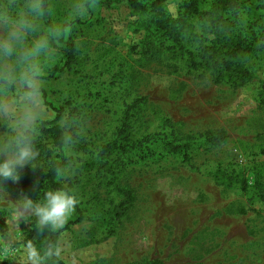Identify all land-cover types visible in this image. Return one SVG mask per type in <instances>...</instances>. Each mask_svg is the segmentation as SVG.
Segmentation results:
<instances>
[{
	"label": "rangeland",
	"instance_id": "rangeland-1",
	"mask_svg": "<svg viewBox=\"0 0 264 264\" xmlns=\"http://www.w3.org/2000/svg\"><path fill=\"white\" fill-rule=\"evenodd\" d=\"M190 1L135 12L126 0H47L49 27L40 0H0V39L7 40L0 44V143L19 122L34 145L50 147L39 129L55 113L40 93L29 99L33 72L45 101L63 108L56 124L65 145L53 155L64 157L65 175L56 180L83 216L57 238L64 264H264V0H234L227 11L219 0H197L208 17L191 16ZM159 18H184L176 31L196 62L216 38L229 45L239 37L249 50L236 61L248 80L238 87L226 74L216 83L210 70L190 69L157 29ZM59 39L75 47L69 68ZM136 100L119 136L124 109ZM212 131L227 140L206 142ZM187 136L194 140L185 151H169L165 141ZM42 169L33 163L21 174L39 180ZM119 191L133 200L120 217ZM16 203L0 189V264H27L29 244L45 251L27 240L35 217L17 223Z\"/></svg>",
	"mask_w": 264,
	"mask_h": 264
},
{
	"label": "trees",
	"instance_id": "trees-1",
	"mask_svg": "<svg viewBox=\"0 0 264 264\" xmlns=\"http://www.w3.org/2000/svg\"><path fill=\"white\" fill-rule=\"evenodd\" d=\"M130 9L135 12H146V11H159L161 10L162 5L167 0H154L149 4H143L137 0H126ZM186 7L189 9L188 13L191 16H210V13H201L197 8V0L190 1L186 4ZM217 8L221 10L235 9L234 0H219ZM235 7V8H234ZM40 9L42 12L43 19L45 23L50 27L49 19V10L47 0H40ZM181 23L180 28L185 24L184 18L177 19L172 21L170 19L159 18L156 21L157 29L164 32L168 36L183 54L186 55V61L188 66L192 70H197L200 67L206 68L211 71L214 82L219 83L225 78L226 74L228 75V80L233 82L235 86L241 87L249 78V73L245 70H242L236 61L239 55L243 52L249 50L246 48L245 42L239 37L234 41H230V44L227 45L225 39L216 38L215 41H211L210 45L206 48H203L200 51V62H196L195 55L190 51H183V46L179 39V33L176 31L175 24ZM59 42L64 46L65 62L63 68H69L75 60V47L70 42H63L59 39ZM60 70H55L53 74L59 72ZM3 84H6L2 81ZM30 88H25L29 92ZM44 101V105L50 108L55 113V119L52 121H43L40 124L39 133L46 139L50 141V147L42 144H36L35 148L38 152L37 158L33 163L35 166H42L43 175L41 179L37 180L31 178L25 174L20 175V179L16 183L5 182L3 187L4 191L10 195L15 201L20 202L22 198H19L21 195H27L32 198L35 202H38L40 199L44 198V194L50 190L64 189L68 190L66 187L62 186L57 182L56 169H63L65 167V159L61 155H53V152H60L65 145V135L63 130L56 124V122L62 117L63 108L62 107H52L49 103L45 101L46 95L42 90H38ZM140 101H134L130 105L126 106L124 109L122 123L120 128L117 130V134L123 135L129 128V118L130 111L133 110ZM29 133V132H28ZM30 134V133H29ZM204 139L206 142L212 144L213 146H218L224 143L227 140L226 135L221 131H212L205 132ZM194 140V137L187 136L185 139L180 141H165L166 146L172 153H178L185 151L189 143ZM141 144V143H139ZM138 145V144H137ZM110 149V146H106L102 149L103 153H107ZM244 189V188H243ZM245 190V189H244ZM120 194L124 197V202L120 203L118 208V217L122 216L124 212L131 205L132 197L129 191H119ZM262 200L264 201V195H262ZM75 219L65 225L62 229H59L56 232H53L50 228L41 229L36 222V218L33 219L31 230L27 233L29 241L33 243H41L44 250L49 246H55L58 236L64 230H67L69 225L80 223L83 219L82 212L76 205L75 208ZM49 263L43 264H64L57 256L49 257ZM1 264H20L14 263L11 261H4ZM148 264H163L161 260L154 259Z\"/></svg>",
	"mask_w": 264,
	"mask_h": 264
},
{
	"label": "clouds",
	"instance_id": "clouds-1",
	"mask_svg": "<svg viewBox=\"0 0 264 264\" xmlns=\"http://www.w3.org/2000/svg\"><path fill=\"white\" fill-rule=\"evenodd\" d=\"M77 11H82L81 5L75 6ZM175 6H170L174 11ZM7 43L6 39H0V44ZM41 45H37L40 47ZM37 79L35 72L31 77L32 86L29 89L28 97L31 99L39 94L35 87ZM29 81H26L28 83ZM14 133L3 143H0V189H5V182L16 183L20 179L21 171L25 166L32 167L38 152L35 148L32 136L25 130V126L19 122L12 125ZM56 174L64 176L63 169L57 168ZM19 203L15 204L14 217L17 223L22 222L27 216H34L41 229L51 228L58 230L63 226L68 217L74 212L78 200L76 196L64 189L47 191L44 194L43 202H35L27 195H21ZM15 203V202H14ZM27 264H43L46 258L59 256L60 249L49 246L43 254L34 245L29 244L25 250Z\"/></svg>",
	"mask_w": 264,
	"mask_h": 264
}]
</instances>
